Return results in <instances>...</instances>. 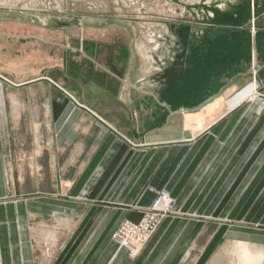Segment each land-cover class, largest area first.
Here are the masks:
<instances>
[{
  "label": "crops",
  "instance_id": "obj_1",
  "mask_svg": "<svg viewBox=\"0 0 264 264\" xmlns=\"http://www.w3.org/2000/svg\"><path fill=\"white\" fill-rule=\"evenodd\" d=\"M92 18L31 23L23 28L28 33L18 34L25 41L23 55L32 52L34 61L44 63L38 48H49L46 65L31 74L39 78L33 92L50 96L41 90L48 87L41 86L45 82L56 96L40 115L56 131L60 153L66 155L65 139L75 142L62 170L71 164V172L80 175L66 205L80 212L66 213L63 229L46 230L35 219L51 215H29L25 199L0 203V264H217L222 239L264 251V229L241 225L264 222V217L238 215L235 204L241 194L264 184L255 174L263 158L250 167L256 146L244 147L257 121L229 116L244 110L254 92L251 65L258 68L264 89V38H246L243 27H232L229 39L216 33L186 39L179 35L185 28L171 22L147 23L145 37H139L138 27ZM30 39L40 44L31 47ZM251 42L256 53L250 63ZM190 53L193 64L182 60ZM185 70L193 71L192 87L170 81H180ZM203 78L208 79L204 89ZM39 104L34 110H42ZM218 124L230 125L220 148L212 146L216 137L206 134ZM56 149L50 157L58 166ZM3 157L0 147V175ZM150 187L167 189L174 208L184 214L167 216L133 258L112 235L125 219L141 218L138 207L152 205L157 193ZM203 190L219 192L205 198ZM0 195H6L5 182Z\"/></svg>",
  "mask_w": 264,
  "mask_h": 264
},
{
  "label": "rangeland",
  "instance_id": "obj_2",
  "mask_svg": "<svg viewBox=\"0 0 264 264\" xmlns=\"http://www.w3.org/2000/svg\"><path fill=\"white\" fill-rule=\"evenodd\" d=\"M218 1L220 3L222 0ZM214 4L215 1L212 2V0H0V147L4 153V173L0 175V187L2 182L6 184V195L3 197L0 195V203H14L25 199L27 203L25 208H27L26 211L29 215H55L53 217L46 216L45 218L35 219L46 230L63 229L66 213H70L72 209L80 212L75 206H66L67 200L74 198V195L71 194V190L73 189L71 187H73V184L77 180L76 178L80 175L76 177L75 173L71 172V164H69L67 170H62L65 167V158H68L71 155L72 148H75V142L73 138L65 139L61 143V147L66 149V155L63 152L60 153L61 148L54 141L57 136L56 131H52L51 127L46 125L50 123L46 119V116L40 115L41 113H45L46 109L50 108V103L55 101L56 96L51 94L52 87L45 82L41 86L48 87L41 88V90L47 89L50 96L46 95L45 97L38 98L39 95L33 92L36 88L35 86L38 84L36 81L39 78L33 77L31 74L35 67L39 69L46 65L45 63L48 62L49 57V48L47 50L38 48V51L43 53L44 63L34 61L32 52L31 54L26 52L24 56V50L22 48L25 41H21L18 34L28 33L29 29L26 28L27 30H25L23 28L27 27L28 24L31 25V23L40 24L45 21L81 20L83 16H88L93 17L92 19L95 21L104 19L106 21H121L122 23L138 27L139 29H136V32L139 37H145L146 30L142 27H145L146 23L162 22L164 24L165 22H171L185 28L184 32L181 31L183 34L180 35L186 39L198 37L209 38L217 35V37H227L229 39V34L233 35L232 27H243L242 33L244 31L246 34L241 36L254 40L257 38L258 18L255 14H252L250 22L246 21L243 23V19L240 16L236 17L235 13H232V15L231 12L224 11L223 9H214ZM206 25L208 26L206 27ZM216 26L223 27V31L213 30ZM259 26H261L260 28H264V24L259 23ZM259 38L262 40L264 34L258 35ZM29 42L26 41L31 47L35 43L40 44L31 39ZM251 43L252 46L249 47L250 51L248 53L250 63L253 62L252 60L254 58L251 54V49L253 48V52L256 53V47H254L255 42ZM221 49H224V47ZM56 53L59 55L60 50H57ZM182 60H185L187 63H192L193 57L190 53L188 57ZM250 67L251 71L249 72L248 80L252 84L251 89L254 92L248 97V104L244 110L240 112L237 110L229 116L231 118L244 117L257 121L255 125L250 126L249 138L245 142L244 147L248 144L249 147L251 145L256 146L254 154L250 157V162H252V164L250 163V167H253L254 162L263 158L261 166L255 172V174L260 176L261 182V180L264 181V156H260V154H264V89L260 88L262 85L260 82H262L263 78L258 76L257 67H252V65ZM184 74L185 77H180V81L177 78L170 81L174 83L180 82L182 84L184 82L187 87H192L194 79L191 78V74H193V71L185 70ZM201 81L202 89H204V83L206 81L208 83V79L203 78ZM249 91L248 89L246 92ZM238 97L235 93L233 95V101H237ZM19 102L24 103L28 109L23 108V106L19 107ZM37 102L40 103L41 111L39 109L34 110L36 107L35 104H38ZM255 102L257 103L254 104ZM217 127H219L218 131L216 130ZM229 128L230 125L228 124H218L206 132V134L216 137L212 146L218 144L220 148L226 144V138L224 141L222 139L226 137L225 134ZM232 129L234 130L236 127L233 126L229 130L228 135L232 132ZM228 135L227 140L228 138L230 139ZM77 139L76 134L74 140L77 141ZM55 144L57 145V149ZM67 145L70 148H67ZM53 148L56 149L55 156L58 158V166H56V163L53 164L54 162L50 157V151H54ZM57 152L62 156H58ZM239 154H242V151H239ZM238 161V159L237 161L235 160V165L238 164ZM50 164H53V167ZM124 164L125 160L123 159L122 167ZM170 164V167H173V164ZM172 177L173 173H170V179ZM150 188L157 193L154 201L163 196L168 197L169 200V203L167 202L169 204L168 211L159 212L160 220L154 230L155 232L167 216L183 215L184 213H180L174 208L175 198L172 197L167 189L157 190L154 187ZM218 192L219 190L201 191L205 198H208L213 193H215L213 195L215 196ZM43 199L47 201H43ZM235 204H237L238 215H243L251 219L263 218L264 184L261 187L252 188L248 193L241 194L236 199ZM152 205L138 207L142 213L141 218L144 213L150 211ZM83 213H85V210ZM31 220L34 222V217H31ZM139 220L125 219L113 233L112 239L120 247L128 250L127 246L123 244L126 235L122 233V237L124 238H120L116 234L120 230V227L127 221L138 222ZM241 225L264 229V222H243ZM79 226L80 221L74 224L73 229H79ZM153 233L147 238H141L136 243L137 253L132 255L128 250L129 255L133 258L138 257ZM126 239L128 240V238ZM220 243L221 245L214 262L217 264H249V262L243 263L239 255L234 251L240 244L247 243L241 241L232 242L231 239H222ZM247 245L251 246L255 251L262 249V247L257 248L250 244ZM43 247L48 251L49 244L46 243Z\"/></svg>",
  "mask_w": 264,
  "mask_h": 264
},
{
  "label": "built area",
  "instance_id": "obj_3",
  "mask_svg": "<svg viewBox=\"0 0 264 264\" xmlns=\"http://www.w3.org/2000/svg\"><path fill=\"white\" fill-rule=\"evenodd\" d=\"M167 202L169 203V200L166 196L155 200L150 208V211L144 213L143 217L138 222L127 221L126 223H124V225L120 227V230H118L116 234L118 235V237L124 238L122 237L123 234L126 235L123 244L127 246L128 250L132 253V255H135L137 253L136 243L141 238L149 237L156 229L160 220L159 212L168 211L169 204ZM126 238H128V240Z\"/></svg>",
  "mask_w": 264,
  "mask_h": 264
},
{
  "label": "flooded vegetation",
  "instance_id": "obj_4",
  "mask_svg": "<svg viewBox=\"0 0 264 264\" xmlns=\"http://www.w3.org/2000/svg\"><path fill=\"white\" fill-rule=\"evenodd\" d=\"M214 1H215L214 9H220V10L223 9L224 11L231 12V14L235 13L236 17L240 16L241 19H243V23L246 21L250 22L252 14H255L258 18V20H257L258 24H259V22L261 24H264V0H222L220 3L218 0H212V2H214ZM222 2H223V4H222ZM218 3L221 5L219 6ZM228 5H229V7H228ZM256 16H254V17H256ZM232 20H234V19H232ZM157 23L161 24L162 22H157ZM148 24H151V23H148ZM242 26L245 27L244 24H242ZM262 32H264V31H258V33L256 34V37H257L256 39H258V35L264 34ZM180 37H181V35H180ZM259 40H261V38H259ZM251 50H252L251 54L253 55V48Z\"/></svg>",
  "mask_w": 264,
  "mask_h": 264
},
{
  "label": "bare ground",
  "instance_id": "obj_5",
  "mask_svg": "<svg viewBox=\"0 0 264 264\" xmlns=\"http://www.w3.org/2000/svg\"><path fill=\"white\" fill-rule=\"evenodd\" d=\"M155 47L156 46H154V48ZM234 251H236V253L239 255L243 263L249 262V264L251 263L252 264H264V251L263 250L255 251L254 249L251 248V246L247 244H240V246L236 247Z\"/></svg>",
  "mask_w": 264,
  "mask_h": 264
},
{
  "label": "water",
  "instance_id": "obj_6",
  "mask_svg": "<svg viewBox=\"0 0 264 264\" xmlns=\"http://www.w3.org/2000/svg\"><path fill=\"white\" fill-rule=\"evenodd\" d=\"M228 7H229V5H228Z\"/></svg>",
  "mask_w": 264,
  "mask_h": 264
}]
</instances>
